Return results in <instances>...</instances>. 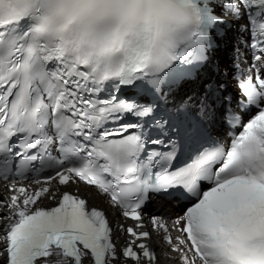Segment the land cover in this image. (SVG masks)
I'll return each mask as SVG.
<instances>
[{
    "label": "snow or ice",
    "instance_id": "6c2138e0",
    "mask_svg": "<svg viewBox=\"0 0 264 264\" xmlns=\"http://www.w3.org/2000/svg\"><path fill=\"white\" fill-rule=\"evenodd\" d=\"M161 256L264 264V0H0V264Z\"/></svg>",
    "mask_w": 264,
    "mask_h": 264
}]
</instances>
